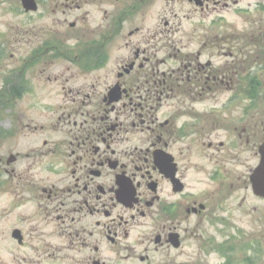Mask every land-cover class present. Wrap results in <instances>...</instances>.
<instances>
[{"label": "flooded vegetation", "instance_id": "flooded-vegetation-1", "mask_svg": "<svg viewBox=\"0 0 264 264\" xmlns=\"http://www.w3.org/2000/svg\"><path fill=\"white\" fill-rule=\"evenodd\" d=\"M1 26L0 264H183L248 147L264 200V0H0ZM200 154L215 194L190 189Z\"/></svg>", "mask_w": 264, "mask_h": 264}, {"label": "rangeland", "instance_id": "rangeland-1", "mask_svg": "<svg viewBox=\"0 0 264 264\" xmlns=\"http://www.w3.org/2000/svg\"><path fill=\"white\" fill-rule=\"evenodd\" d=\"M16 21L17 20L13 15H8L6 19V22L8 23L7 28L14 32V28L11 26H14ZM3 28L4 27L2 26L0 27V29ZM56 70H58V68H56ZM48 91L51 93V99H46L44 100L45 102H52L53 100L57 101L59 99L57 86ZM30 101L31 100L29 99L24 100L23 105L26 106V103ZM17 106L20 107V105ZM15 110L16 106L14 105L12 108L13 114L10 111H4V109H1L0 103V128H9V123L16 122L17 111L14 113ZM23 112L26 114V119L33 118L34 122L44 121L41 109L31 111H26L24 109ZM243 149L244 148H241L239 152H243ZM205 153L206 152L203 154L205 155ZM1 155L2 150L0 144V157ZM198 156L199 158H197V160L199 164L202 165V171L198 173L199 182H194L198 176L195 175L191 178L193 187L191 186L190 189H194L192 192L198 194L206 193L208 191H212V193L215 194L214 192L218 190L217 181L213 182L206 177L208 170L211 167H214V163L210 162L202 154ZM231 161L232 163L229 168L236 173L234 176L239 178L238 186L235 185L236 182L234 180L233 192L228 194L230 196L227 201H225L222 208L216 209L215 212L209 210L206 215H201V217L189 221L190 231L195 229L196 232L194 235H188L184 244L182 254L183 264H221L223 260L220 255L215 253L206 255L204 252H201V247L206 246L205 243H208L207 241L210 239L220 242L224 238L233 237L238 241L236 244L239 247L243 242L247 245H255V241L259 236L263 237V243L259 248H256V251H258V257L254 259L255 254H244L243 252L238 251L235 256V261L238 264H243V262L240 261L248 255L252 257L251 260L253 264H264V200L261 201L252 196L248 183H246L248 186L247 191L244 187V181H247L248 177V170L253 168L258 161L255 158L252 147L246 148V151L241 153L238 159L232 158ZM194 163L195 159L193 158H190L189 160L185 158L184 160L185 168H191ZM225 167L227 168L228 165H225ZM203 171H205V174H203ZM3 203L9 208L10 198L2 195L0 191V218ZM224 221L227 223V227L225 226ZM186 227L187 225L185 224V228ZM240 238L243 242H239ZM258 240L261 241V238H258Z\"/></svg>", "mask_w": 264, "mask_h": 264}, {"label": "water", "instance_id": "water-1", "mask_svg": "<svg viewBox=\"0 0 264 264\" xmlns=\"http://www.w3.org/2000/svg\"><path fill=\"white\" fill-rule=\"evenodd\" d=\"M261 155V163L250 177V181L254 194L264 197V152L261 151Z\"/></svg>", "mask_w": 264, "mask_h": 264}, {"label": "trees", "instance_id": "trees-1", "mask_svg": "<svg viewBox=\"0 0 264 264\" xmlns=\"http://www.w3.org/2000/svg\"><path fill=\"white\" fill-rule=\"evenodd\" d=\"M210 243H212V241H210ZM227 246H229V248H227ZM209 247L211 251L213 250L214 252L216 251V253H218L225 259V262L223 264H233L232 262L233 248L229 245L228 241H224L220 244H217V249H212L211 248L212 244H210Z\"/></svg>", "mask_w": 264, "mask_h": 264}]
</instances>
